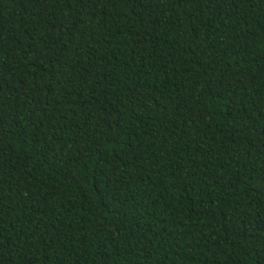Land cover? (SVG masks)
Wrapping results in <instances>:
<instances>
[{
  "label": "trees",
  "instance_id": "obj_1",
  "mask_svg": "<svg viewBox=\"0 0 264 264\" xmlns=\"http://www.w3.org/2000/svg\"><path fill=\"white\" fill-rule=\"evenodd\" d=\"M0 264H264V0H0Z\"/></svg>",
  "mask_w": 264,
  "mask_h": 264
}]
</instances>
